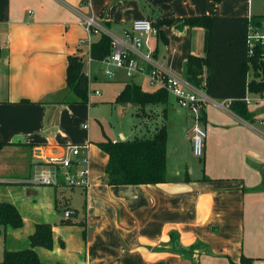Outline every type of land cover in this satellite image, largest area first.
I'll list each match as a JSON object with an SVG mask.
<instances>
[{"label": "crops", "instance_id": "1", "mask_svg": "<svg viewBox=\"0 0 264 264\" xmlns=\"http://www.w3.org/2000/svg\"><path fill=\"white\" fill-rule=\"evenodd\" d=\"M203 16L264 17V0H0L1 151L21 152V159L11 157L7 163V157L0 156V203L13 205L23 222L19 229L0 227V260L4 251L29 249V237L40 224L52 226L53 242L49 250L34 248L42 264L264 260V191H257L264 172V93L247 94L248 119L235 115L229 101L209 98L197 123L206 133L199 162L192 160L189 137L195 121L169 95L163 121L167 183L105 182L108 156L96 144L116 142L121 136L122 141L131 140L119 123L125 111L116 98L128 83L145 89L133 78H117L113 95L106 98L107 86L100 83L110 79L104 64L90 59L91 44L99 34L125 43L137 20H174L162 28L165 41L150 35L138 53L152 52L155 41V63L161 54L165 60L169 57L177 67L158 65L186 80L183 65L189 55L204 56L205 32L182 20ZM86 19H92L100 33L89 36L83 28ZM77 53L88 77L86 104L76 103L67 88V57ZM142 66L146 74L148 68ZM109 69L115 78L117 69ZM105 105L114 110L119 139L101 124L99 107ZM151 112L161 116V108ZM180 119L186 120V128L181 123L172 134L173 120ZM93 120L99 128L92 126ZM147 132L145 128L141 135ZM72 146L83 147L81 154L88 159L86 190L33 181L40 172L52 171L47 158H64ZM66 211L72 212V224L61 225Z\"/></svg>", "mask_w": 264, "mask_h": 264}, {"label": "trees", "instance_id": "2", "mask_svg": "<svg viewBox=\"0 0 264 264\" xmlns=\"http://www.w3.org/2000/svg\"><path fill=\"white\" fill-rule=\"evenodd\" d=\"M264 17H216L203 16L182 20L183 25L201 28L205 32L204 56L189 55L184 71L186 81L201 88L213 100L229 101V109L238 117L248 119L247 94L264 93V56L256 47L249 55L247 37L250 26H259ZM174 20L157 18L151 25L157 31V38L164 40L162 28L172 25ZM113 51V40L106 34H99L91 44L89 56L93 61H103ZM67 88L79 104L88 101V77L83 72L80 53L67 57ZM252 76L249 78V71ZM258 78V79H257ZM116 104L136 107L137 118H147L151 108H161L165 118L169 106V94L160 89L154 93L142 91L141 87L128 83L116 98ZM108 156L105 182L109 186L157 185L167 183L166 148L167 132L163 123L151 133L136 136L132 140L106 139L96 144ZM5 143L0 142V151ZM257 191H264V172ZM72 215V212H70ZM64 219L61 225L72 221ZM23 225L17 209L9 203H0V227L19 229ZM30 248L18 252L4 251L0 264H42L34 248L51 249L52 226L40 224L29 237ZM264 260L242 257L238 264H263Z\"/></svg>", "mask_w": 264, "mask_h": 264}, {"label": "built area", "instance_id": "3", "mask_svg": "<svg viewBox=\"0 0 264 264\" xmlns=\"http://www.w3.org/2000/svg\"><path fill=\"white\" fill-rule=\"evenodd\" d=\"M83 28L90 36L91 34L100 33V28L92 19H86L83 22ZM157 35V31L152 27L151 22L147 19L137 20L132 24V32L127 35L126 42L113 41V51L101 61L104 66V74L107 77H112L113 73L110 67L116 69H124L128 76H132L135 72H143L144 66L148 68L147 77L151 84H157L171 95L177 105L185 110L195 123L189 130L191 142V150L194 157L202 159L204 155L206 133L204 129L198 126V121L203 116V108L209 101V97L204 90L197 88L186 80L178 78L173 74L165 71L162 67L155 63L152 57V52L139 54L138 52L146 47L149 41V36ZM249 55H253L256 47L262 49L264 56V19L261 20L259 26H250L247 37ZM142 64H138V60ZM96 94H98L96 92ZM244 102L249 104L250 100L247 96ZM83 147L72 146L68 148V155L64 158L51 156L47 158L45 164L52 171L40 172L33 178L37 184L61 186L67 189L86 190L89 186L88 180V159L81 154ZM71 213L66 211L64 218H71Z\"/></svg>", "mask_w": 264, "mask_h": 264}, {"label": "rangeland", "instance_id": "4", "mask_svg": "<svg viewBox=\"0 0 264 264\" xmlns=\"http://www.w3.org/2000/svg\"><path fill=\"white\" fill-rule=\"evenodd\" d=\"M160 45L164 46V44L162 42H160ZM152 46H153V50H155V47H156L155 46V41L151 44V47ZM153 50H152V52H153ZM161 55L158 57L157 64L164 63V64L169 65L171 63L172 67H174V68L177 67V65H178L177 63L171 62V59H169V57H167L166 60H165V59H163V57ZM165 55L167 56V53H165ZM183 70H184V65H183ZM139 73L140 74L135 72L130 77V76L127 75V71L126 70L117 69L116 75L114 76L115 78H113V77L108 78L107 77V79H110V81L100 83L101 86H107L105 97L107 98V97H111V95H113V92H114L115 86H116V83L114 81L117 78L126 79V80H129V81L132 80V78H133L134 82L135 83H139L141 86H143L142 88L145 89L144 92H147V93H154L157 90L161 89V87L158 86L157 84H151L149 78L147 77V74H145L144 71L143 72H139ZM174 76L179 78L178 75L174 74ZM251 76H252V73H251ZM101 78H102V80L104 79L103 73H102V77ZM99 91H102V90L99 89ZM92 94H93V92H92ZM134 109H135V107L130 108V109L127 107V109H126V106L124 105V111H125L124 120H122V121L119 120V123H122L121 126H122V129L124 130L125 135H127V138L132 140L134 137L139 136L142 133H144L145 132V128L147 129V131L149 133H151V132H153L155 130V128H159L161 125H163L164 118L161 117L160 115H156L154 112H151L149 117H147V118H137L134 115L135 114ZM113 111L114 110H113L111 105H105V106L99 107V112H100V117H101L100 121H101V124H102L103 128L107 131L108 135H111V137L113 136L115 139L116 138L119 139L118 138V134H117V132H118L117 131V124H116L118 120H116ZM181 123H182L183 128H186V126H185L186 120L185 119L181 120L180 123L174 122V120H173V122H172L173 127L170 129L172 134H173V132H178L179 125ZM133 124H136V126H137L136 130H133ZM92 126L93 127L95 126V127L99 128L98 124L96 123L95 120L92 121ZM7 150H9V149H7ZM12 150H14V149H12ZM16 152L17 151L11 152V153H7V151L5 150V151H1L0 154H2V155H0V156L7 157L4 160L5 163H7L9 161V159H11V157H15V158L21 159L20 158L21 157V155H20L21 152H17V153ZM13 155H15V156H13ZM192 160H194L196 162H199L198 159H196V157L195 158L192 157Z\"/></svg>", "mask_w": 264, "mask_h": 264}, {"label": "water", "instance_id": "5", "mask_svg": "<svg viewBox=\"0 0 264 264\" xmlns=\"http://www.w3.org/2000/svg\"><path fill=\"white\" fill-rule=\"evenodd\" d=\"M120 140H121V141L123 140V137H122V136L120 137Z\"/></svg>", "mask_w": 264, "mask_h": 264}]
</instances>
